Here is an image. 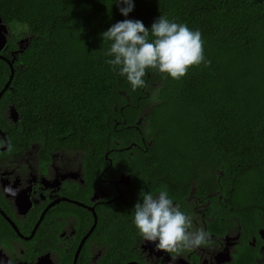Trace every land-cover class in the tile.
Instances as JSON below:
<instances>
[{"label":"trees","instance_id":"16d2710c","mask_svg":"<svg viewBox=\"0 0 264 264\" xmlns=\"http://www.w3.org/2000/svg\"><path fill=\"white\" fill-rule=\"evenodd\" d=\"M160 14L198 29L210 63L180 80L149 70L146 86L133 90L105 62L110 44L101 34L126 19L113 0H0L9 50L31 38L1 98L0 128L12 131L13 146L39 143L42 157L83 150L98 170L112 161L106 178L130 173L136 201L142 189L162 187L179 205L193 190L223 195L227 210L254 228L258 243L239 260L256 264L264 237V0H135L127 18L150 27ZM11 75L0 59V89ZM9 105L17 124L1 114Z\"/></svg>","mask_w":264,"mask_h":264},{"label":"flooded vegetation","instance_id":"af4514ba","mask_svg":"<svg viewBox=\"0 0 264 264\" xmlns=\"http://www.w3.org/2000/svg\"><path fill=\"white\" fill-rule=\"evenodd\" d=\"M13 111L9 105L1 114L17 124ZM14 141L11 130L0 128V264H241L247 247L258 243L254 228L243 227L237 212L227 210L230 199L193 190L180 207L194 228L211 234V243L191 252L157 250L153 242L141 241L133 223L137 201L130 173L106 178L112 161L98 170L83 150L51 151L46 158L39 143L13 146ZM57 155L70 162H55ZM254 258L264 264V237Z\"/></svg>","mask_w":264,"mask_h":264},{"label":"clouds","instance_id":"9594fccd","mask_svg":"<svg viewBox=\"0 0 264 264\" xmlns=\"http://www.w3.org/2000/svg\"><path fill=\"white\" fill-rule=\"evenodd\" d=\"M113 2L126 19L117 21L101 34L103 43L110 44L105 51V62L114 72L125 77L133 90L146 86L145 76L149 70L180 80L191 67L210 63L205 57L204 41L198 29L193 30L187 24L170 20L163 14L146 27L142 20L127 18L135 8V0ZM6 29L7 43L0 52V57L4 59H0L7 62L10 59L2 53L16 60L17 55L26 50L31 38L24 35L16 41L17 48L10 51L9 41L13 36L7 25ZM14 111L17 112L15 108ZM4 191L15 195L10 187ZM133 210L138 237L143 243L153 242L157 250L169 254L191 252L208 246L213 239L203 227H193L191 216L181 209L166 187L155 192L142 189ZM171 257L175 260L177 256Z\"/></svg>","mask_w":264,"mask_h":264},{"label":"water","instance_id":"95a60500","mask_svg":"<svg viewBox=\"0 0 264 264\" xmlns=\"http://www.w3.org/2000/svg\"><path fill=\"white\" fill-rule=\"evenodd\" d=\"M1 21L2 20H1V17H0V52L5 48L6 43H7V36H6L7 29H6V25H4ZM0 58H3V57H0ZM7 63L9 64V66L11 68L12 75L10 76V80L6 83L5 87L3 88V90L0 93V101H1V98L3 97L4 93L10 88V86H11L10 84L12 82V78H13V75H14V72H15V69H14L15 58L13 60H7ZM13 116L17 117L16 112L13 113Z\"/></svg>","mask_w":264,"mask_h":264},{"label":"rangeland","instance_id":"374dc122","mask_svg":"<svg viewBox=\"0 0 264 264\" xmlns=\"http://www.w3.org/2000/svg\"><path fill=\"white\" fill-rule=\"evenodd\" d=\"M15 111H13V112H11L12 114L14 113ZM32 155H30V157H31ZM68 157L70 158V159H74L75 158V156L74 155H72V154H69L68 155ZM55 162H57V163H59V164H65V163H67V162H70V161H68L64 156H62V155H57L56 157H55Z\"/></svg>","mask_w":264,"mask_h":264}]
</instances>
